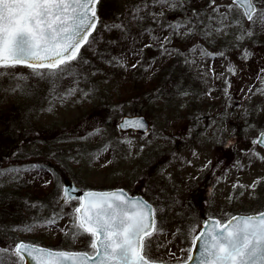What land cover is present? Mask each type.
Listing matches in <instances>:
<instances>
[{
  "label": "rangeland",
  "instance_id": "obj_1",
  "mask_svg": "<svg viewBox=\"0 0 264 264\" xmlns=\"http://www.w3.org/2000/svg\"><path fill=\"white\" fill-rule=\"evenodd\" d=\"M205 2L207 5L208 0ZM222 2L227 4L230 0ZM119 3L129 5L130 0H119ZM111 9L110 4L99 0V29L114 23L109 14ZM180 18L178 14L167 16L171 22ZM115 35L114 31H102L103 39L96 47L105 56L119 55L124 50L123 43L118 51L119 43L109 46V40L119 41ZM226 40L231 42L232 36ZM224 43L225 40H218L213 47L199 37L186 41L173 39L169 50L183 49L195 63L186 65L182 56L170 57L174 61L170 70H176L174 74L180 73L181 77L179 80L173 77L175 82L167 84L159 99L156 97L160 88L154 86V97L147 101L133 89L141 83H149L151 73L155 77L161 75L165 67H160L169 61L163 55L153 57L155 64L133 71L131 65L135 62L131 58L124 70L109 66L102 56L86 51L84 55L91 67L85 66L83 71L96 70L98 74L89 75L88 82H82L80 88L91 89L92 94L87 97L77 94L63 102L53 99L48 82L31 76L29 69L16 66L0 70V153L5 147H12L0 168L23 169L37 164L48 171L21 172L15 181L10 177L0 178V248L14 241H26L51 249L92 253L86 235L75 240L71 235L65 236L70 224L68 215L51 227H37L32 232L19 230L53 214L54 202L59 198V181L53 177V171L62 181L72 180L83 190L123 188L162 207L159 224L164 235L153 240L151 255L168 264L175 263L177 256L188 255L189 245L184 239L190 224L200 227L206 217L225 219L233 214L262 210L264 183L255 192L250 186L254 180L264 182V162L251 159L247 153L252 150L251 141L264 128V113L257 115L253 111L264 106V96L255 91L264 86L256 79L261 56H264V34L243 45L256 53L247 63H242L240 52L222 47ZM194 45H202L212 52L223 50L228 59L192 55L188 49ZM230 61L231 66L238 69L235 75L228 71ZM20 75L29 77L26 82H20L25 92H13L11 88L16 84L13 77ZM168 77L165 73L162 81L167 83ZM225 80L229 82L227 85ZM68 87H75L70 78L65 79L59 91ZM178 87H183L189 95L177 96ZM250 88L254 89L252 93L248 91ZM127 114L143 115L150 122V133L120 131L117 121ZM248 122L251 127L247 126ZM97 126L105 129L102 135L79 139L94 132ZM217 137L229 142V146L214 142ZM120 140H131L133 146L121 144ZM109 141L110 149L93 160L90 153ZM78 151L82 155H77ZM255 151L264 156L261 147ZM53 152L58 159H51ZM193 152L198 155L194 157ZM36 154L42 156L32 161L31 157ZM208 160L213 163L204 169ZM76 203L71 201L65 213H71ZM157 243L166 247L158 249ZM169 251L175 255L170 257Z\"/></svg>",
  "mask_w": 264,
  "mask_h": 264
},
{
  "label": "snow or ice",
  "instance_id": "obj_2",
  "mask_svg": "<svg viewBox=\"0 0 264 264\" xmlns=\"http://www.w3.org/2000/svg\"><path fill=\"white\" fill-rule=\"evenodd\" d=\"M192 2L193 0H139L128 10V22L121 20L120 23L105 24L101 30L98 28L99 0H0V70L13 69L17 65L25 66L30 70L31 76L48 82L53 99L58 98L63 102L77 94L83 97L92 94L91 89L85 91L80 88L82 82H88L89 75L98 74L96 70L90 73L83 71L85 66L91 67L84 55L86 51H91L94 56H102L109 66L124 70H127L129 52L135 57H142L146 49L151 50L153 47H157L161 55L182 56L184 63L189 65L195 61L190 60L183 49L169 50L168 45L176 38L186 41L199 37L213 47L216 41L225 40L222 47L240 52L242 63L255 58V51L243 45L264 34V0H230L227 4L222 0H208L206 8L202 9L192 7ZM168 13L180 14L183 18L173 23L167 19ZM144 22L151 23L147 34L151 36L152 43H144L140 47L138 44L141 37L146 34ZM129 23L136 27L135 34ZM113 30L120 32V38L119 41L109 40V46L123 43L128 46V50L119 55L105 56L96 45L103 39L102 31ZM157 32L163 35H157ZM228 36H232L231 42L226 40ZM188 52L192 55L199 53L206 58L218 56L228 59L225 51L212 52L202 45L191 46ZM141 63L137 59L132 63V69H136ZM229 63L228 71L233 75L237 74L238 69L231 66V61ZM67 78L72 80L75 87L59 91ZM13 79L16 84L11 91L25 92L20 82H26L29 77L20 75ZM256 79L264 85V56H261ZM228 83L225 80V84ZM248 91L252 93L254 89L250 88ZM255 91L264 96V86ZM225 92L227 93V88ZM161 95L158 93L156 98L159 99ZM176 95L187 97L189 92L178 87ZM48 110L51 111V107ZM253 111L257 115L264 113V106L254 108ZM247 114L246 109L245 116ZM247 126L251 127V122ZM118 127L121 130L144 129L146 125L139 117L122 118ZM104 131V128L97 126L94 132L79 139L87 140L89 136L102 135ZM118 142L126 143L130 148L133 146L131 140ZM214 142L229 146V142H222L219 137ZM110 144L111 141L106 142L100 149L90 153L91 158L95 160L108 151ZM251 144L252 150L247 154L253 160L264 162V156L255 151L257 147H264V128H261ZM77 155L82 153L78 151ZM192 155L195 157L198 154L193 152ZM70 158L76 163L80 162L75 157ZM51 159H58L55 152ZM212 163L208 160L203 168L207 169ZM236 163L239 165V161ZM39 167L37 164L23 169L3 167L0 168V178L10 177L15 181L21 172ZM52 174L59 181V198L54 202L53 214L19 230L32 232L37 227H51L64 215H68L70 224L65 236L71 235L75 240L86 235L94 254L87 251H60L35 243L14 241L13 244L0 248V264H26L27 261L31 264H168L162 258H153L151 255L153 240L164 235L159 224V214L164 211L162 207L143 197L130 195L123 188L114 191L85 190L82 195L77 196L75 193L79 189L75 185L66 186L55 171ZM261 183L264 182L254 180L250 189L255 192ZM233 187L236 188L237 185ZM71 201L77 203L72 205L71 213H65L64 209ZM184 243L189 245L188 255L175 257V264H264V210L242 216L233 215L226 219L209 217L203 220L200 227L190 224ZM156 247L160 249L166 245L157 243ZM181 251L184 252L185 249L182 248ZM196 251L198 255L194 254ZM168 255L172 257L175 254L169 251Z\"/></svg>",
  "mask_w": 264,
  "mask_h": 264
},
{
  "label": "trees",
  "instance_id": "obj_3",
  "mask_svg": "<svg viewBox=\"0 0 264 264\" xmlns=\"http://www.w3.org/2000/svg\"><path fill=\"white\" fill-rule=\"evenodd\" d=\"M106 3L110 4L111 5V10H110V17L112 18L113 22L114 23H117V22H121V20H124L125 22H128L130 20V13H129V9L133 6L134 3H137L139 2V0H130V4L129 5H120L119 3V0H104ZM205 0H193L192 2V7L194 8H206L207 5H205ZM98 6V5H97ZM101 17L104 16L102 13H100ZM170 16V15H173V13H168L167 16ZM176 15V14H175ZM180 15V14H178ZM182 15H181V18L182 19ZM177 20L175 19V21L173 20V23H175ZM129 27L132 28V32L133 34L136 33L137 29L135 26H133L132 24L129 23ZM151 27V23L150 22H144V30H145V36L141 37V41L139 42L138 46L142 47L143 43L145 41H147V43H152V39H151V36H149L147 33H148V30L149 28ZM114 33L116 35H118V37L120 38V32L119 31H115L113 30ZM157 35H163V33L161 32H157L156 33ZM115 35V36H116ZM121 45L123 44H118V46L116 47L117 51L119 49V47H122ZM113 47V46H112ZM128 50V46L126 44H124V50H121V51H127ZM157 55V56H162L160 54V52L158 51V48L157 47H153L151 50H145V54L142 56V57H135L131 54V52H129L128 54V58H131L132 59V62H136L137 59H140L142 61V63L136 68V69H132L133 71H138V70H141V68L145 67V66H151L152 64H155L154 62V59L153 57ZM133 57V58H132ZM163 57H165V59H169L167 65L165 66H161L160 68H163L165 67V69L163 68L162 71H161V75L155 77L152 73H151V77L150 79H148V82L146 85H143L142 83L140 85H136L135 86V89H133L134 91L137 92V94H141L143 96V98H147V99H144V101H147L149 100L150 98H153L154 96L152 95V88H155L154 86H159V93L161 94V92L165 89V87L167 86V84L169 82H171L173 80V82H175L174 79L176 80H179V78L181 77L180 73H178L179 75L177 74H174L176 72H173L172 70H170L172 68V64H173V59L170 60V57H168L167 55H163ZM174 58V57H173ZM157 61H159V58L157 59ZM146 62V64H145ZM149 68V67H148ZM159 68V67H157ZM167 74L169 75L168 77V81L167 83L163 82V75L164 74ZM173 77H175L173 79ZM145 87V88H142V87ZM153 86V87H151ZM143 90V91H142ZM12 150V147H10L9 149H7L6 147L4 148V150L0 153V161L3 162V158L5 156H9L11 154V151ZM41 154H36L35 156L31 157L32 158V161L37 158V157H40ZM42 156V155H41ZM4 163V162H3ZM11 163H13V161H11ZM48 164V163H47ZM37 171H46L45 168L43 167H40L39 169H36ZM48 172V171H46ZM39 176V175H38ZM15 205H13L14 207Z\"/></svg>",
  "mask_w": 264,
  "mask_h": 264
},
{
  "label": "water",
  "instance_id": "obj_4",
  "mask_svg": "<svg viewBox=\"0 0 264 264\" xmlns=\"http://www.w3.org/2000/svg\"><path fill=\"white\" fill-rule=\"evenodd\" d=\"M19 66V65H18ZM137 117H139V118H142L143 120H144V122H145V125H146V127L144 128V129H132V128H127V129H124V130H121V131H134V132H140V133H142V134H145V133H147L148 131H149V128H150V124H149V122H148V120L143 116V115H123V116H121L120 117V119L118 120V122H117V125H119L121 122H122V118H137ZM119 128V127H118ZM259 134V133H258ZM258 136V135H257ZM257 138V137H256ZM255 138V139H256ZM262 148H264V147H262ZM63 183H64V185H66V186H71V185H75V183L72 181V180H69V179H67L66 180V178L63 180ZM76 186V185H75ZM77 187V186H76ZM78 189H79V191L78 192H76L75 193V195H77V196H80V195H82L83 194V191H85V190H81L79 187H77ZM116 189H119V188H114V189H110V190H93V191H114V190H116ZM135 196H140V197H142L141 195H135ZM236 216H242V215H236ZM29 243V242H28ZM60 251H66V250H60ZM94 254V253H93ZM194 254L195 255H198L199 253H198V251H196V252H194ZM26 264H31V262L30 261H27L26 262ZM175 264V263H174Z\"/></svg>",
  "mask_w": 264,
  "mask_h": 264
},
{
  "label": "flooded vegetation",
  "instance_id": "obj_5",
  "mask_svg": "<svg viewBox=\"0 0 264 264\" xmlns=\"http://www.w3.org/2000/svg\"><path fill=\"white\" fill-rule=\"evenodd\" d=\"M232 216V215H231ZM230 217V216H229ZM229 217H227V218H229ZM216 218H218V216L216 217ZM226 219V218H225Z\"/></svg>",
  "mask_w": 264,
  "mask_h": 264
}]
</instances>
